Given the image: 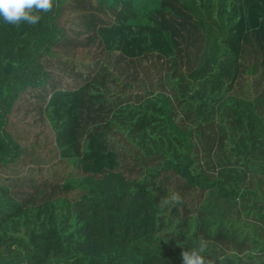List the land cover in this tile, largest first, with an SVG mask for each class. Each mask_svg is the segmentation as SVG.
<instances>
[{"label":"trees","instance_id":"1","mask_svg":"<svg viewBox=\"0 0 264 264\" xmlns=\"http://www.w3.org/2000/svg\"><path fill=\"white\" fill-rule=\"evenodd\" d=\"M38 14L0 18V264H264V0Z\"/></svg>","mask_w":264,"mask_h":264},{"label":"clouds","instance_id":"2","mask_svg":"<svg viewBox=\"0 0 264 264\" xmlns=\"http://www.w3.org/2000/svg\"><path fill=\"white\" fill-rule=\"evenodd\" d=\"M54 0H0V18L6 23L18 25L26 22L29 25L37 24L40 12L49 13L53 9ZM206 251V244L202 241L198 251L182 252L183 264H206L201 255Z\"/></svg>","mask_w":264,"mask_h":264},{"label":"rangeland","instance_id":"3","mask_svg":"<svg viewBox=\"0 0 264 264\" xmlns=\"http://www.w3.org/2000/svg\"><path fill=\"white\" fill-rule=\"evenodd\" d=\"M185 105H186V103H185ZM192 125H194V124H192ZM194 132H195V131H194ZM200 159H202L201 156H200ZM201 163H202V162H200V164H201Z\"/></svg>","mask_w":264,"mask_h":264}]
</instances>
